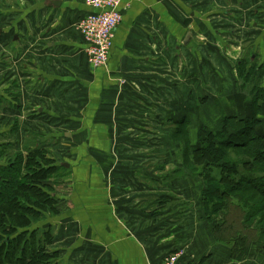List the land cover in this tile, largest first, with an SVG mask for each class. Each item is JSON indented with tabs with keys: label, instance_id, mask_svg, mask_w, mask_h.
I'll use <instances>...</instances> for the list:
<instances>
[{
	"label": "crops",
	"instance_id": "obj_1",
	"mask_svg": "<svg viewBox=\"0 0 264 264\" xmlns=\"http://www.w3.org/2000/svg\"><path fill=\"white\" fill-rule=\"evenodd\" d=\"M232 1L234 17L225 14V0H124L108 63L100 68L86 61L76 26L93 12L84 0L2 1L0 143L12 147L10 154L40 146L55 164L68 162L52 177L54 193L67 201L51 221L49 249L60 264H155L176 251H182L178 264H264L259 244L235 260L214 238L204 180L171 151L179 130L192 140L188 102L205 108L202 81L184 76V67L203 63L205 36L225 41L221 32L237 31L225 19L226 29H218L221 15L231 18L228 24L242 23L258 2ZM172 44L183 67L179 80L170 69ZM240 97L223 99L218 114L249 109L251 117V97ZM197 113L203 121L208 114ZM46 122L64 127L50 130ZM157 141L167 152L156 153Z\"/></svg>",
	"mask_w": 264,
	"mask_h": 264
},
{
	"label": "trees",
	"instance_id": "obj_2",
	"mask_svg": "<svg viewBox=\"0 0 264 264\" xmlns=\"http://www.w3.org/2000/svg\"><path fill=\"white\" fill-rule=\"evenodd\" d=\"M242 67L240 86L251 95V117H220L213 130L198 137V145L186 128L179 130L182 164L204 180V212L214 225L213 236L235 260H244L253 244L264 251V133L258 129L264 73L255 64L244 73ZM48 153L40 146L26 148L25 154L0 149L5 159L0 164V264H60L49 249L51 221L65 212L67 201L53 191L52 177L61 165Z\"/></svg>",
	"mask_w": 264,
	"mask_h": 264
},
{
	"label": "rangeland",
	"instance_id": "obj_3",
	"mask_svg": "<svg viewBox=\"0 0 264 264\" xmlns=\"http://www.w3.org/2000/svg\"><path fill=\"white\" fill-rule=\"evenodd\" d=\"M222 19H225L224 22H227L226 25L229 27V29H232V27L237 26L236 28L237 31L234 34H232L231 32L229 34L221 32V35L225 36L223 38L225 41L223 40L218 41L217 39H212L208 36H205L204 43L208 41V44L207 45L204 44L205 46L203 49L204 51L203 63H199L197 65L190 63L187 67L185 66L183 70L184 76H186L187 74L189 76H193L194 80H195V77H197L200 82L202 81L201 85H202L203 96H204V107H205L204 109L208 113V114L206 113L204 114V121H203V119H201V113H197V112H201L204 109H199V108L196 109L194 107V103H191L190 101L188 102V106H189L188 116H189V120H191L189 125L191 126L190 131L192 130V134H191L192 140L191 141L196 144L198 143L197 141L198 137L205 134V129L213 130L215 127V123L219 119L217 117L222 116L221 114H218V111L222 108V105L224 103L223 99H227L229 97L236 96V95L237 97H240L239 95H241L242 97L240 98H242L244 102L245 100L250 99V96H251L249 93H247V91H245L240 86L242 84L241 78H240L241 73L239 72V69L236 63L238 59H240L242 56L243 57L245 56L244 60L242 59V63L240 66H244L242 67L241 72L246 71V68L248 67V64H249L248 61H249L250 55L256 53L255 52L256 49L255 48L254 50L253 48L251 49L250 45H247V43L252 40L256 42L258 39H260L259 38L260 34L257 32L255 33L248 32V30L245 28L248 21L250 20L249 16H247L245 21L242 19L243 21L242 23H239V24L235 23V25L228 24V22L231 21V18L223 17V15H221V17L219 18L220 20L219 23L223 22ZM76 26H77V23H76ZM205 35H208V34H205ZM155 50L160 52V49L157 47L155 48ZM175 50L176 49L174 47V44H172L171 50L169 51L170 52L169 55L172 56L170 69H171V74L173 76V79L179 80L180 75H181V68L183 67L179 66V59H178L179 56H177V53L175 52ZM83 52L85 54L86 61L88 62L87 53L86 51H83ZM156 55H159V54H156ZM237 85L241 87V90L238 89V91L234 93V89L237 88ZM132 88L134 90H137V86H132ZM193 90L194 88L192 87V85L189 84L188 94ZM212 94L219 95V96H225L227 94H230V96L212 97ZM174 95L175 96L179 95V84L175 85L171 89L172 99H174L175 97ZM195 95H196V92H195ZM236 103L237 105H239L237 99H236ZM262 105L264 106V102L262 103ZM217 107L219 108L217 109ZM172 109L174 108L172 107ZM212 110H217V111L215 113H210ZM248 112H249V109L240 111V113H237V112L230 113L229 112L224 115L237 116L239 118H245V117L247 118ZM259 118L261 119L262 124L258 126V129H259V132L264 133V109L262 113L260 114ZM45 124L46 126H48L49 129L51 128L50 130H54V131L62 129L64 127L63 125H59L58 122L57 124H52L49 122H46ZM0 127H4L3 124H1ZM176 139L177 141L174 140L175 142H172L171 151L173 154H182L184 139L181 135H177ZM155 145L156 146L154 147V149H156V153L158 152L164 153V151L166 150V147H164L161 143L159 144L158 141L156 142ZM50 147L54 148V146H50ZM55 148H60V147L56 146ZM64 163L67 164L68 162H64ZM199 168L201 167L199 166ZM64 171H65L64 168L60 169V172H64ZM57 178H58V181L63 180L61 176Z\"/></svg>",
	"mask_w": 264,
	"mask_h": 264
},
{
	"label": "built area",
	"instance_id": "obj_4",
	"mask_svg": "<svg viewBox=\"0 0 264 264\" xmlns=\"http://www.w3.org/2000/svg\"><path fill=\"white\" fill-rule=\"evenodd\" d=\"M93 9L79 18L77 29L86 45L89 65L106 66L112 45L113 33L122 19L120 6L124 0H84ZM182 251L171 252L155 264H178Z\"/></svg>",
	"mask_w": 264,
	"mask_h": 264
},
{
	"label": "flooded vegetation",
	"instance_id": "obj_5",
	"mask_svg": "<svg viewBox=\"0 0 264 264\" xmlns=\"http://www.w3.org/2000/svg\"><path fill=\"white\" fill-rule=\"evenodd\" d=\"M3 0H0V8H4L6 6V2H2ZM227 2V8L224 10L225 14L228 16H236L237 14V10L235 8H233L232 4L233 1L232 0H225ZM251 1V0H250ZM242 4V1H237V5L240 6ZM249 10V9H248ZM2 11L3 9L0 10V15H2ZM248 16L250 17V20L248 21L247 25L245 26V28L248 30V32H252V33H259V38L256 42L255 41H250L248 42V45H250V48L254 50V48L256 49V53L250 55L249 61H248V66L250 68V65H254L256 66V71L259 70L261 72L264 73V7L262 6V0H258L257 4L254 5L250 11ZM221 26L220 28L218 27V29H226L224 26ZM232 28V29H236ZM245 56L242 58L244 60ZM242 59H240L238 61V66L241 65L242 63ZM257 71V72H259ZM264 80V77H263ZM264 84V83H263ZM3 94V89L0 88V96H2ZM2 103V100L0 102V104ZM10 147L9 145L6 144H2L0 143V149L5 150V152L8 153V151H10ZM5 163V159H0V164Z\"/></svg>",
	"mask_w": 264,
	"mask_h": 264
},
{
	"label": "water",
	"instance_id": "obj_6",
	"mask_svg": "<svg viewBox=\"0 0 264 264\" xmlns=\"http://www.w3.org/2000/svg\"><path fill=\"white\" fill-rule=\"evenodd\" d=\"M58 164L61 165V166H65V167L68 166V164H65V163H58Z\"/></svg>",
	"mask_w": 264,
	"mask_h": 264
}]
</instances>
